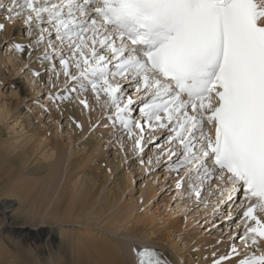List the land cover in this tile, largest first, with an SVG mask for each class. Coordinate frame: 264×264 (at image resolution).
<instances>
[{
	"label": "snow or ice",
	"instance_id": "1",
	"mask_svg": "<svg viewBox=\"0 0 264 264\" xmlns=\"http://www.w3.org/2000/svg\"><path fill=\"white\" fill-rule=\"evenodd\" d=\"M0 8L32 37L10 46L43 48L38 62L63 85L74 82L49 99L106 109L122 151L132 141L135 162L150 169L145 147L161 149L155 162L168 157L177 189L187 177L198 204L216 196L214 215L243 225L212 264H264L256 254L264 249V0H0ZM133 252L136 264H171L150 246Z\"/></svg>",
	"mask_w": 264,
	"mask_h": 264
},
{
	"label": "rangeland",
	"instance_id": "2",
	"mask_svg": "<svg viewBox=\"0 0 264 264\" xmlns=\"http://www.w3.org/2000/svg\"><path fill=\"white\" fill-rule=\"evenodd\" d=\"M2 2L6 4L8 0H2ZM5 17L6 8H0V23L5 24V29L0 32V39L3 40V43L0 41V44L2 43V45H0V62L1 60L4 61V66H2L3 63L0 64V76L1 73H3L2 78L4 77L3 79L0 77V93H3V103H10L9 108L13 114L14 120L9 121V128L13 129L14 131L12 132V130H5V133H2V142L8 141L9 143L15 144V142L18 141V145L24 144L23 141L26 137H28L30 134H35V132H38L39 130L43 131L46 137L49 138L51 147L59 144V149L62 151V161L59 163V165L55 166V162L57 161L53 160L50 161V167L47 168L46 164L36 166L34 163H32L30 157L33 156V151L30 148H26V145H23L22 147L28 152L27 154H29V159L28 162L24 164H30V166L28 165L29 167L19 166L20 163L18 161V155L21 152L20 149L18 155L0 149V163H5V161L10 162L8 165H6V173L0 176V200H9V203L17 204L14 206L12 214L15 213L16 216L25 218L24 221L27 222V227L31 232L35 233L34 228H32L33 223L29 220V218L35 213L34 211L36 210V205H38V203L42 200V194L38 192L37 184L40 182L48 187L50 183L48 182L49 180L45 179V177L50 179V177H52L56 171L58 172L59 178L55 181L57 184L52 191V202L48 209V211H50L59 201L58 198L60 193L64 191L67 176L69 178L72 175H81V177H83L86 181H90L94 184V187L89 194L88 205L85 207L87 208V212L84 214L86 215L85 225L81 227V225L84 223L82 219V224L75 223L74 226L71 225L61 228L60 230L63 233H71L73 229H76V231L79 232L81 238H85L91 243V241L98 239V235H100L101 232L102 234L107 233L106 227L104 229V222L106 223L108 220L113 219L116 217L117 212H122L123 210L129 212L133 211L134 216L137 215L139 222L136 223L139 227L157 231L160 230L164 225L162 224L163 219L160 217V213L156 210L158 208L161 209L164 206L163 204H166L164 201L171 199V213L173 214L174 211L176 212L174 213V218L178 217L177 219L179 221L182 220V223L191 221V225L188 230H186L185 225H183L185 230L181 236L183 237V235H185L183 238L192 237L193 240L201 241L205 244L202 247H186L185 251H187L188 257L183 261V264H212L214 259L213 253H215L217 257L228 254L230 246L233 242L229 238L230 234H239L243 229V225L239 224V226L237 224L235 228L226 227L225 225L229 224L230 221L225 220L226 222H224L220 219L219 215L214 216V210L211 212V214H209L210 212L206 210L207 213L203 215L202 213H205V211L203 208L201 209L202 206L197 208L198 210L195 209L190 204L192 202L194 203L195 199L190 196L188 191L183 190V187L188 186L186 182L187 177H184V186H182L180 189H177L175 187V183L176 179H179V177L176 176V173L166 168V165L170 163L169 159H167L168 157L163 156L159 163L155 162V156L162 151L161 149L159 150V148H155L149 152V148L152 146L147 145L145 147L144 158L148 159V157L151 156L154 161L150 169L144 167L140 163L135 162V154L131 151L132 141L127 140L126 138L123 140L128 149L127 151H122L118 143L112 142L116 140L117 137L121 135V133L119 135L116 129L112 128L110 122H106V119L103 118V113L107 110L100 106H96L97 108L95 111L96 115L99 116V121L89 128L90 132L88 131L86 135L80 137V139H76L77 136L75 135V132H73L71 128L72 126L70 129L67 124V117L65 116L63 119V116L61 117L60 113H58L60 110H58L56 107L69 100H64V102L57 100L56 102L50 99L52 103L45 101H48L49 96L51 95H55L57 93L63 95L64 91H66V86L61 82L57 84V87H52L53 82L57 83V81H53V77L49 75V67L44 68L47 74L43 77L42 82L44 84L42 86L39 87L37 84L34 85V83H32L33 85L26 83L29 90L28 96L25 98L23 94L19 95V97L17 96L19 89H17V84L15 83H17L18 80H12V78L14 79L15 77H19V64H16L17 66H15L14 62L10 61V63H8V61L9 57L15 58L16 54L19 52L15 51L10 45L13 41L25 45L32 44V37L25 36V26L20 22L19 18L10 21ZM11 23L19 27L20 32H18L17 35L13 33V30L10 32L7 29L8 24ZM29 49H32L31 54H34V52L36 54L37 50H39V48L36 50V47L33 46L32 48H26L25 51ZM19 55L23 57L24 54L19 53L18 56ZM26 61L24 64H26V67L31 69L34 67L30 65H33L34 63L36 64L37 62H35L34 59H30L29 56L26 57ZM38 67L41 66L36 65V68H34L33 71H39L40 68ZM57 67H60L59 63L57 64ZM32 76L31 77L33 80H35V82L37 81V83L42 84L39 79L40 77L37 78L33 74ZM61 77L62 78L60 79L62 81L63 76ZM20 78L22 81L24 80V83L26 82V78H24L23 75ZM12 81L14 84L10 85L8 82L11 83ZM73 83L74 82L70 81L67 87H70ZM63 87H65V89ZM73 95L75 96V94ZM89 99L90 102L94 103V101L91 99V96ZM47 105L51 108V110L49 109L50 112L46 110ZM43 111L47 114L46 118L43 115ZM55 116L56 121L51 119ZM71 124L74 127L76 126L73 124V122H71ZM105 124H108L109 126L105 127ZM104 127L106 130L102 131L101 129ZM2 130H4V128ZM99 131L101 135L96 133ZM78 134L80 135V132H78ZM89 138H91V141ZM76 140L78 141L75 142ZM87 141L90 142L88 143ZM97 142H99V144L96 145L95 143ZM90 146L94 147L95 150L87 153L86 151L90 149ZM167 147L168 146L165 145V148ZM118 156H120L119 160L120 164H122L119 169L116 166ZM173 159L175 158L173 157ZM31 171L34 174H32ZM156 188L158 191L157 193ZM151 190H154L153 194ZM108 195H111L115 198L114 204L109 205ZM216 200L217 197L212 196L209 206L212 207L216 203ZM227 207V203L220 205L221 210H225ZM183 209H186L184 213ZM239 213V208H233L228 213V215L234 218L238 216ZM142 216L145 220L143 224L140 222V218ZM92 219L100 220V222L103 221V225L99 226L100 223H96L92 221ZM56 232V237L50 241L52 244H56L58 239L61 237L60 232L58 230ZM99 232L100 234H98ZM122 233L123 232L121 231H115V237L118 240L124 239ZM109 234L111 233L109 232ZM181 236H176L175 234L172 235L173 243L177 242L184 246L181 243ZM68 240L71 241L70 239ZM46 243L47 241L45 237L41 240L40 245L45 244L47 249ZM237 247L240 248L241 251L244 250L243 247H239V245H237ZM68 252H70V249L67 247L65 256H69V254H67ZM2 254H13V251L10 250L5 244H1L0 256ZM257 254L260 255L261 253L257 252ZM45 256L46 260L50 259L51 262H53L52 264H61L59 262L61 259L55 253L46 252ZM173 258L178 261L177 257L175 258L174 256ZM71 259L74 261L73 258ZM235 259L239 260L240 258L238 259V257H235ZM75 262H78L77 259H75ZM229 263L233 264L232 261L226 262V264ZM0 264H20V260L18 259V256L15 257V261L9 256L0 257Z\"/></svg>",
	"mask_w": 264,
	"mask_h": 264
},
{
	"label": "bare ground",
	"instance_id": "3",
	"mask_svg": "<svg viewBox=\"0 0 264 264\" xmlns=\"http://www.w3.org/2000/svg\"><path fill=\"white\" fill-rule=\"evenodd\" d=\"M7 29L10 32L13 30V33L15 35H17V33L20 32L19 27L15 26L12 23L8 24ZM0 41L3 43V40L0 39ZM2 43L0 45H2ZM31 50L30 49L26 50L23 57L21 55L18 56L20 52L16 54L15 58L9 57L8 63H10V61L14 62L15 66H17L16 64H19L18 65L19 77H15L14 79L12 78V80H16V81L18 80L17 83H15L17 84V89H19V93H17L18 97L19 95H22V94L24 98L28 96L29 90H28L26 83H30L31 85H33L32 83H34V85L37 84V86L39 87L42 86L44 84L42 82L43 77L47 74L44 68L50 67L49 62H44L42 64V63H39L37 60V57L39 55H42L43 48H39V50H37L36 48L37 50L36 54L35 52L34 54H31L32 53ZM28 53H30V55H28ZM28 56L30 57V59H34L35 62L37 61L36 64L33 61L34 64L30 66H33L34 68H36V65L41 66L38 68H40L39 71L41 73V76L39 79L42 82V84L37 83V81L35 82V80H33L32 73L28 71V67H26V64H24L26 61V57ZM57 61L58 59L55 60L54 62L56 63ZM1 63H3L2 66H4V61L1 60L0 64ZM56 64H58V62ZM0 72H1V68H0ZM2 75L3 73H1V76H0L1 79L4 78V77L2 78ZM22 75L24 78H26L25 83H24V80L22 81L20 78ZM49 75L53 77L54 79L53 81H56V77L53 73L50 72ZM59 82H61V79L60 81H57V84ZM8 83L10 85L14 84L13 81L11 83L10 82ZM63 88L65 89V87ZM2 94L0 93V149L6 150L9 153H13L17 155H18V152L21 150V152L18 155V161L20 163L19 164L20 167L30 166V164H24L28 162L29 154H27L28 152L24 150V148L22 147L23 145H26V148H30L33 151V156L30 157V159L32 163H34L36 166L46 164V167L49 168L50 163H51L50 161H53V160L57 161L55 162V166L59 165V163L62 161V151L61 149H59V144L55 145L54 147H51L49 143V138L46 137L43 131L38 130V132H35V134H30L28 137L24 139L23 141L24 144L18 145L17 144L18 141H16L15 144L9 143L8 141L2 142V139H3L2 133H5V130L6 131L12 130V132L14 131L13 129L9 128V121L14 120L13 114L11 113V110L9 108L10 103L8 104L7 102L3 103ZM63 94H65V91ZM45 101L48 103L49 102L52 103L50 99L48 101L47 100ZM90 104H92V102H90ZM56 107L58 110H60L58 111V113H60L61 117L63 116V119L65 118V116L67 117V120H68L67 124L69 128L72 126L71 127L72 130L73 132H75V135L77 136L76 139L78 138L80 139V137H83L84 135H86L88 131L90 132L89 128H91L93 125H95L99 121V116L96 115L95 113L97 107H94L91 111H89L88 109H83L82 108L83 106L79 104V100L75 98L67 102H64L62 105H58ZM46 108H47L46 110L50 112L51 108L48 105L46 106ZM43 115L46 118L47 114L45 112ZM51 119L55 120L56 116ZM71 122H73V124L75 125L77 123L81 124L82 128H79L76 126L74 127L71 124ZM3 128L4 130H2ZM77 130L78 132H80V135L78 134ZM101 130L104 131L106 130V128L104 127ZM100 131L96 133L101 135ZM116 131L120 135V132L118 130ZM4 137H5V134H4ZM89 140L91 141V138H89ZM77 141L78 140H76L75 142ZM90 141H87V142L89 143ZM95 144L97 145L99 144V142ZM81 145L84 146L83 144ZM93 150H95L94 147L90 146V149L88 151L86 150L85 151L87 153L88 152L90 153ZM119 159H120V156H118L117 163H116L117 164L116 166L118 169L122 165L120 164ZM9 163L10 162L8 161H5V163L4 162L0 163V176L6 173L7 171L6 165H8ZM31 173L34 174L32 171ZM58 178H59V175H58V172L56 171V173L52 177H50V179H47V177H45V179L49 180L48 182L50 183L48 187H46L43 183H40V182L39 184H37L38 192L42 194V198H41L42 200L38 203V205H36V210L34 211L35 213L31 215L29 218V220L33 223L32 228H34L35 233L31 232L30 229L27 227V222L24 221L25 218L16 216L15 213L12 214L13 212L12 210L14 206H16L17 204L15 203L11 204L8 202L9 200L7 201L0 200V245L5 244L7 247H9L10 250L13 251V254H9V255L2 254L0 257L9 256L12 260L15 261V257L18 256V259L20 260V264H52L53 262H51L50 259L46 260L45 255H46V252H50V253L53 252L61 259L59 261L61 264H136V259H135L136 255L133 252V247L150 246L157 250H162V253L171 261V264H183V261L186 260L188 257L187 251H185L186 247H190V246L191 247H202L203 245H205L204 242L193 240L192 237L183 238L185 237V235H183V237L181 236L183 234V231L185 230L183 228V225H185L186 230H188L190 228L191 221L182 223V220L179 221L177 219L178 217L174 218V213L176 212L174 211L173 214L171 213L172 209H170V205H172V202L170 201L171 199L169 200L168 198H167L168 201H164V203L166 204H163L164 206L161 209L158 208L156 210L157 212L160 213L159 215L163 219L162 224L164 226L160 230L154 231V230H149L143 227H139L138 224L136 223V222H139L137 215L134 216L133 211L129 212V211L123 210L122 212H117L116 217H114L113 219L108 220L106 223L104 222V229L106 227L107 233L102 234L101 232L100 234L99 232L98 234L100 235H98L99 236L98 239L91 241V243L90 241H87L85 238H81L79 235V232L76 231V229H73L71 233H63L60 230L61 228L68 227L71 225L74 226L75 223L82 224L81 223L82 219L84 223L81 225V227L85 225L86 215L84 214L87 212L86 211L87 208L85 207H87L88 205L89 194L92 188L94 187V184L91 183L90 181L89 182L86 181L83 177H81V175H72L69 178L67 176L66 186L64 188V191H62L59 195V198H58L59 201L50 211H48L49 206L52 202V199H51L52 191L54 190L55 185L57 184V182L55 181ZM187 187L186 186L183 187L184 188L183 190L187 191L186 190ZM151 192L153 194L154 190H151ZM157 192L158 191L156 188V193ZM202 196H203V193H202ZM108 197H109V205L114 204L115 198L112 197L111 195H108ZM211 198L212 196L207 197V200L210 201ZM190 204L195 209L202 206L201 209L203 208V210L205 211V213L201 212L203 215H205L207 211H209L210 212L209 214H211V212L214 210L213 206L204 208L202 204H198L196 201ZM185 210L186 209H183V213L185 212ZM92 221L96 223H100L99 226L103 225V221L100 222V220H96V219H92ZM223 221L226 222L225 220ZM140 222L142 224L145 222L143 216L140 218ZM57 230L60 232L61 237L60 239H58L56 244H52L50 241L51 239L56 237ZM115 231L123 232L122 236L124 237V239L118 240L115 237ZM74 232H75V235H74ZM109 232L111 234H109ZM174 234L176 236H181L180 238L181 243L184 246H182L181 244L177 242L173 243L172 235ZM45 237L47 241L46 245H47L48 251L45 247V244L40 245L41 240L44 239ZM68 239H70L71 241H69ZM67 247L70 249V252L67 253L69 254V256L68 255L65 256ZM158 247H161V248H158ZM239 247H242V246L239 245ZM163 251L165 253L167 252L166 253L167 255ZM254 251H255L254 249L249 248L247 250V254L251 255V253ZM258 252H260L261 254H264V249H261ZM241 253L242 255H244L245 254L244 250H242ZM174 256L175 258L177 257L178 261H176L173 258ZM71 258H73L74 261H72ZM239 258L241 257H238V259ZM75 259H77L78 262H75ZM236 260L237 259L233 258V261H236Z\"/></svg>",
	"mask_w": 264,
	"mask_h": 264
}]
</instances>
